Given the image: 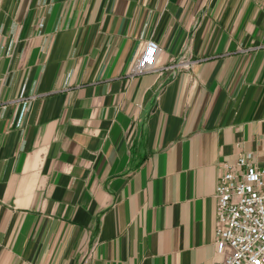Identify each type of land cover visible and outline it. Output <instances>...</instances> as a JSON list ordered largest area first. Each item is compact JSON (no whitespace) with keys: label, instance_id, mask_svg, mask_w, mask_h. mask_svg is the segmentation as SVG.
I'll list each match as a JSON object with an SVG mask.
<instances>
[{"label":"crops","instance_id":"obj_1","mask_svg":"<svg viewBox=\"0 0 264 264\" xmlns=\"http://www.w3.org/2000/svg\"><path fill=\"white\" fill-rule=\"evenodd\" d=\"M148 40L194 62L136 74ZM247 151L264 164V0H0V264H215Z\"/></svg>","mask_w":264,"mask_h":264},{"label":"built area","instance_id":"obj_2","mask_svg":"<svg viewBox=\"0 0 264 264\" xmlns=\"http://www.w3.org/2000/svg\"><path fill=\"white\" fill-rule=\"evenodd\" d=\"M160 47L146 41L133 71L141 74L158 67ZM194 61L181 57L177 63L160 67L188 69ZM215 264H264V164L254 152L240 153L222 163L216 187Z\"/></svg>","mask_w":264,"mask_h":264}]
</instances>
